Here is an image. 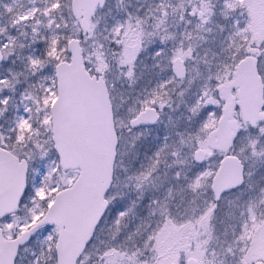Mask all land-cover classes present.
I'll use <instances>...</instances> for the list:
<instances>
[{"label": "snow or ice", "instance_id": "obj_1", "mask_svg": "<svg viewBox=\"0 0 264 264\" xmlns=\"http://www.w3.org/2000/svg\"><path fill=\"white\" fill-rule=\"evenodd\" d=\"M0 264H264V0H0Z\"/></svg>", "mask_w": 264, "mask_h": 264}]
</instances>
